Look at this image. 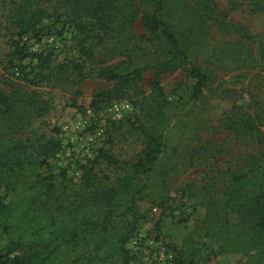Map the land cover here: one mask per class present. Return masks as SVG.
Segmentation results:
<instances>
[{"label": "rangeland", "instance_id": "obj_1", "mask_svg": "<svg viewBox=\"0 0 264 264\" xmlns=\"http://www.w3.org/2000/svg\"><path fill=\"white\" fill-rule=\"evenodd\" d=\"M8 2L0 0V86L9 91L15 87L22 94L35 93L36 103L45 109L30 116L27 130L53 134L61 143L59 155L49 157L40 172L54 174L57 184L63 180L76 188L80 177L73 178L75 170L81 176L84 166L91 165L101 150L115 157L116 162L101 161L92 170L108 184H116L125 175L131 177L133 205L128 218L135 220V229L125 244L128 264H176V253L189 233L196 238L201 254L217 249L218 235L209 230L208 201L224 196L233 172L247 168L256 159L264 162V145L239 128L242 118L251 117L264 131V11H252L245 0H205L216 17L196 30L197 42H190L187 48L189 59L196 60L208 76L196 99L191 88L194 80L181 67L162 72V93L152 92L154 65L167 59L169 50L158 39L141 38L138 18L128 27L130 32L122 31L119 37L88 38L86 44L102 65L119 64L118 72L131 77L133 68L145 67L134 82L136 87L130 83L121 89L120 97L104 98L94 107V95L114 85L96 77L93 73L97 69L65 88L45 83L32 86L4 71L5 55L10 50ZM177 2L184 8L193 6V0ZM171 18L176 21L174 11ZM183 19L181 27L187 28L189 19ZM216 19L241 26L252 38L223 28ZM82 39L72 25L51 17L42 20L36 35H23L21 42L30 52L50 51L54 61L61 62L86 59ZM236 41L240 43L234 44ZM244 53L251 54L254 62H243ZM33 63L35 60L29 66ZM14 70L18 75V69ZM113 103L124 109L112 112ZM152 118L158 122L163 148L147 171L136 173L132 163L140 157L144 130L150 129ZM3 132L0 119V134ZM25 133L30 132L22 130L19 135ZM63 171L64 179L60 176ZM227 217L230 222L235 219L234 215ZM5 242L0 236L2 253ZM198 264H264V258L253 248L245 254L203 257Z\"/></svg>", "mask_w": 264, "mask_h": 264}, {"label": "trees", "instance_id": "obj_2", "mask_svg": "<svg viewBox=\"0 0 264 264\" xmlns=\"http://www.w3.org/2000/svg\"><path fill=\"white\" fill-rule=\"evenodd\" d=\"M245 1L252 11H264V0ZM173 11L176 21L171 18ZM214 14L205 0H193L190 9L177 0H9L6 21L10 50L5 55L4 71L32 86L45 83L65 88L81 82L97 69L93 73L96 77L114 82L112 87L94 95L91 105L98 107L104 98L120 97L126 86L136 87L134 82L145 67L133 68L132 77L119 73V64L102 65L86 40L91 37L102 40L110 34V38L119 37L122 31L130 32L128 27L138 18L141 38L158 39L169 50L168 58L154 65L152 92L162 93L159 83L162 72L181 67L194 80L191 88L196 99L208 76L196 60L189 59L187 48L190 42H197L196 30H201L207 19L216 17ZM51 17L72 25L83 35L82 52L86 59L55 62L50 51L32 53L21 42L23 35H36L42 20ZM183 18L189 19L187 28L181 27ZM216 22L252 38L241 26L222 19ZM237 43L240 42L234 44ZM244 55L243 62H254L251 54ZM32 60L35 63L29 66ZM14 69H18V75ZM9 86L13 88L12 84ZM44 109L36 103L35 93L22 94L15 87L9 91L0 86V119L4 128L0 134V236L6 239L5 253L0 246V264H128L130 256L125 244L135 229V220L128 218L133 205L130 175L120 177L116 184L99 180L93 165L116 162L104 150L91 165L84 166L76 188L68 187L63 180L57 184L52 173H41L48 158L61 147L55 135L27 130L30 116ZM149 127L144 130L145 145L140 157L132 163L136 173L147 171L163 148L155 118L149 121ZM239 128L264 145V131L254 125L251 117L242 118ZM22 130L30 133L21 136ZM258 162L256 159L247 168L233 172L224 196L208 201L209 230L218 235L217 249L201 254L196 238L189 233L182 240L174 263L198 264L203 257L245 254L253 248L264 258V162ZM60 176L65 178L64 171ZM229 214L235 216L233 222L229 221Z\"/></svg>", "mask_w": 264, "mask_h": 264}, {"label": "built area", "instance_id": "obj_3", "mask_svg": "<svg viewBox=\"0 0 264 264\" xmlns=\"http://www.w3.org/2000/svg\"><path fill=\"white\" fill-rule=\"evenodd\" d=\"M124 109V106L123 105H121V104H118V103H113L112 105H111V111L112 112H119L120 110H123ZM55 155L56 156H58L59 155V153L57 152V153H55ZM80 177V171H78V170H75L74 172H73V178L74 179H77V178H79Z\"/></svg>", "mask_w": 264, "mask_h": 264}]
</instances>
